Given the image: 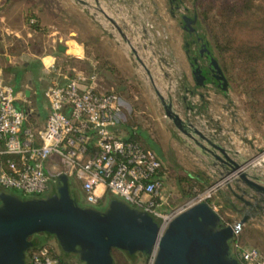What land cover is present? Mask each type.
<instances>
[{
  "label": "rangeland",
  "instance_id": "374dc122",
  "mask_svg": "<svg viewBox=\"0 0 264 264\" xmlns=\"http://www.w3.org/2000/svg\"><path fill=\"white\" fill-rule=\"evenodd\" d=\"M85 1L104 10L109 18L123 28L132 47L151 72L154 83L136 57L131 55L130 46L106 16L98 10L86 9L85 6L74 0H36L32 10L38 8V12H29L25 17L26 23L30 17L34 24L38 22L40 25L37 29L40 36L32 40H35L33 44L37 48L36 58L40 59L37 61H41L43 65L41 78L48 80L53 75L44 70V68L47 69L44 59L50 58L48 55L52 54L57 58L55 64L57 70L54 71L57 74L73 76L76 73L86 75L98 73L101 89L114 91L122 97L124 110L120 130L123 135L127 136V127L135 132H146L153 141L145 134H140L145 146L160 155V151H162V159L167 169L164 190L169 205L167 211L187 208L194 202L198 194L214 186L218 179L200 161L197 149L194 146L188 147L172 124L167 122L156 95L155 88L166 97L169 94L172 95L180 112L188 113L185 105L192 106L196 112L193 113V116L198 119L199 123L202 124L204 121L208 123V120H204L197 112L202 107L199 106L201 101H197L200 96L197 97L193 93L185 95L182 92L187 86L189 88L192 86L186 74L189 71L190 60L188 59L187 63L189 66L187 64L184 66L177 58L175 59L172 41L178 46V50L182 49L186 52V42L191 43L195 38H204L203 43L208 44L209 50L218 60L229 82L225 103L233 112L230 118L235 125L237 124V130L241 132V136H237L241 138V140L238 139V142L241 141L242 156L248 161V165H253V173L261 175L264 179V112L259 110L263 102L261 103V99H258V102H253L247 97L242 77L247 73V65L240 60L231 59L229 53L221 56L218 49V46L224 43V39L229 34L227 31L230 28V18L227 7L230 3L241 0H178L174 5L169 0H160L162 9L159 8V0H105L106 4H103L101 0L98 4L94 0ZM259 1L261 0H256L255 3L258 4ZM152 8H156L158 13H154ZM142 9L143 14L137 13ZM160 11L161 14H159ZM183 15L191 18L197 16V22L193 25L195 33L190 34L183 29ZM42 20L45 25L42 24ZM243 34L244 32H241L238 36L242 37ZM60 39L61 41H59ZM66 48L73 54L65 56ZM192 49L191 55L197 56L199 45H193ZM50 61L53 63L52 59ZM199 62L204 66L208 64L205 59H200ZM105 63L110 65H105ZM111 67L117 73L113 72ZM257 72L258 74L264 73V68L258 67ZM262 76L264 77V75ZM192 82L194 85L192 87L195 89L194 79ZM214 88L218 89L215 85H208L207 88L200 89L204 95H207ZM43 97L45 98L44 95ZM43 97H40V102H43ZM184 98L187 99V103H184ZM209 103L205 100L203 108L205 106L209 108ZM221 105L217 103V106ZM17 106L24 111H27L29 107L25 104H17ZM47 107H38V114L31 117L25 123V127L41 129L45 126L49 115ZM200 112L202 113V110ZM233 123H230L231 127L234 125ZM221 138L225 139V144L232 149L237 150L239 147V144L229 139L228 136H221ZM188 174H201L205 179L203 188L193 189L190 196H186L183 192V190L190 191L189 183L180 182V178H185ZM57 189L58 185L52 179L47 194L34 198L49 196L56 193ZM4 192L18 196L20 199L28 198L16 190H4ZM78 193V204L81 207L103 209L108 204L106 198L99 205H89L85 201L83 191L79 190ZM222 200L216 193L205 202L211 206L215 205L217 208L215 211L225 221L229 219V225L239 221L237 213ZM263 220L261 218L251 221L243 227H247L246 231H240L241 234H237L235 238L236 242L241 243L243 247L248 243L250 247L259 249L264 255V239L260 234L264 233V225L261 222ZM43 238L44 234L40 233L32 236L31 241L37 243ZM47 246L53 247L58 253L60 252L56 238L51 237ZM114 255L119 264H147V260L140 255L136 259H130L117 250ZM73 261L75 264H83L76 257Z\"/></svg>",
  "mask_w": 264,
  "mask_h": 264
},
{
  "label": "water",
  "instance_id": "95a60500",
  "mask_svg": "<svg viewBox=\"0 0 264 264\" xmlns=\"http://www.w3.org/2000/svg\"><path fill=\"white\" fill-rule=\"evenodd\" d=\"M74 1L106 16L154 83L123 28L97 6L85 0ZM169 1L172 5L178 2ZM196 22L197 16H182L183 29L190 34L195 33ZM195 44L199 50L192 56ZM185 48L195 86L215 85L227 93L229 82L201 38L186 42ZM200 59L208 64L201 65ZM155 91L167 122L188 147L197 149L199 158L218 178L217 193L239 215V221L225 225L219 213L203 202L178 215L161 234L153 217L119 199H112L103 209L81 207L71 196L69 179L61 176L57 192L46 197L20 199L0 193V264H26V253L34 247L31 237L40 233L54 236L60 250L75 254L83 264H115L114 250L130 259L155 253L153 264H242L232 255L231 242L245 225L264 217L263 177L253 173V165H248L241 153L225 144L220 128L211 130L207 122L200 124L192 106L186 107L188 113L180 112L172 95L166 97L157 88ZM183 101L187 103L186 98Z\"/></svg>",
  "mask_w": 264,
  "mask_h": 264
},
{
  "label": "built area",
  "instance_id": "2783aa9c",
  "mask_svg": "<svg viewBox=\"0 0 264 264\" xmlns=\"http://www.w3.org/2000/svg\"><path fill=\"white\" fill-rule=\"evenodd\" d=\"M45 67L57 70L55 62ZM44 96L46 125L25 127L31 110L17 106L25 97L0 77V189L16 190L30 199L46 195L51 180L59 186V178L65 176L80 187L89 205H99L107 195L120 199L158 221L161 234L178 215L217 193L215 184L187 208L166 210L164 164L155 151L123 135L124 101L118 93L101 89L98 73L67 76L65 83L50 85ZM234 253L243 264H264L256 248L236 242ZM154 259L152 253L147 264ZM30 262L60 264L48 247L33 253Z\"/></svg>",
  "mask_w": 264,
  "mask_h": 264
},
{
  "label": "crops",
  "instance_id": "0c3cea01",
  "mask_svg": "<svg viewBox=\"0 0 264 264\" xmlns=\"http://www.w3.org/2000/svg\"><path fill=\"white\" fill-rule=\"evenodd\" d=\"M34 2H36V0H0V77L17 93H22L24 95V104L29 106L28 109L31 110L32 113L31 117L38 114V107L48 106L47 101L43 97L45 90L53 83L63 84L67 81V75L57 74V72L49 69L47 70L45 68L44 70L53 75L48 80H44V78H41L43 65L41 61H37L40 59L36 58L37 54L35 53V51L37 50V48L33 44L35 40H32L33 38L37 39V37L40 36V33L37 30H34L27 26L25 20V17L29 12H38V8H36V10H32ZM101 2L103 4L107 3V1L105 0H101ZM159 6V8L162 9V3L160 2V0ZM153 10L154 13H158L156 8ZM140 12L143 14V9L142 11H138L137 13ZM159 14H161V11L159 12ZM42 24L45 25L44 20H42ZM59 41H61V39ZM173 42L174 41H172V46L175 49V59L177 58L178 61L185 66L188 63V58L185 55L186 52L182 49L178 50V46ZM66 50L69 49L66 48L65 52ZM48 57L50 58L44 59L46 65H50V59H52L56 64L57 58L54 55L50 54L48 55ZM187 65L189 66V64ZM188 70L189 71H187L186 73L187 78L194 87L190 67ZM192 86L190 88L187 86L182 90V92L185 95L186 93H193L195 96L197 95V97L198 95L200 96V98L198 97L197 101H201L199 106L202 107L200 110L198 109L197 112L202 118H204V120H208V123L212 128L211 130L220 128L222 137L228 136L229 139L233 140L234 142L236 141V143L239 144V147H237V151L242 155V148L240 146L241 141L238 142V139L241 140V138H238L237 136H241V132L237 130V124L235 125V123H233V120L230 118L233 112L225 103L226 97L228 96L227 93L214 88L210 91L208 90L209 93H207V95H204L200 88L195 87V89H193ZM194 91L196 92L194 93ZM27 92H29V96L26 95ZM41 96L43 97V102H40ZM205 100L207 102H210L209 108H206V106L203 108ZM221 102H223L222 105ZM217 103H220L221 106H217ZM185 106L188 107V105ZM201 110L202 113L200 112ZM231 122L234 124L232 125V127L230 124ZM200 161L202 160L200 159ZM104 200L105 198H103V201ZM238 218H240L239 215ZM262 219H264V217ZM261 222L264 225V220Z\"/></svg>",
  "mask_w": 264,
  "mask_h": 264
},
{
  "label": "trees",
  "instance_id": "16d2710c",
  "mask_svg": "<svg viewBox=\"0 0 264 264\" xmlns=\"http://www.w3.org/2000/svg\"><path fill=\"white\" fill-rule=\"evenodd\" d=\"M256 0H241L238 2L230 3L227 7V12H228V17L230 18V28L228 29L227 33L228 36L224 39V43H221L218 46V49L220 51V55L224 56L225 54H230L231 59L233 60H240L245 65H247V73L246 75H242L243 80H244V86L246 89V94L248 99H252L253 102H258L257 100L261 99V109L259 107V110H262L264 112V73L258 74L257 69L258 67L264 68V0L259 1L258 4L255 3ZM31 19L30 17L27 19V24H29V27L32 29L37 30L40 25L37 23L32 24L30 23ZM244 32L242 37H239L238 34ZM226 33V34H227ZM201 38V37H199ZM195 38L194 40H196ZM202 42H204V38H201ZM208 46V44H206ZM72 55L73 52L70 50H66L65 56L67 55ZM105 65H110L108 63H105ZM253 66V67H252ZM254 68H256L254 70ZM111 70L115 73L117 71L111 67ZM258 82V83H257ZM127 129V137L128 139L138 143L145 149H149L145 146V142L142 141V138L140 137V134H145L146 137H148L151 141H153L149 135H147L146 132L143 131H133L129 127ZM155 142V141H154ZM152 150V149H150ZM161 150V149H160ZM158 154V152H156ZM161 155L158 154L160 159L163 162V154L162 151H160ZM164 164V162H163ZM165 167V164H164ZM165 172L167 175V169L165 167ZM204 176L201 174L199 175H193V174H188L187 177L185 178H180L181 183H189L190 185V191L183 192L185 193L186 196L192 195V190L195 188H203V179ZM202 178V179H201ZM69 187H70V193L71 196L77 200L78 202V197H79V190L80 187H78L74 181L69 180ZM3 190L0 189V192ZM107 198V201H111L112 199H117L112 196H106L105 199ZM219 198H222L219 196ZM105 201V200H104ZM103 202V201H102ZM101 202V203H102ZM100 203V204H101ZM223 219V217H222ZM158 223V221H156ZM223 223L225 225H229L230 221L229 219L225 221L223 219ZM246 228H243L241 232L246 231ZM257 232V231H253ZM261 232V231H260ZM44 234V238L40 242H34V248L31 249L29 252L26 253V264H31L30 259L33 253L38 252L41 248L43 247H48L50 250L51 255L56 258L60 264H75L73 259L74 257L77 258L75 254H68L60 250V252H56L53 248L50 246H47L48 240L54 236L49 235L47 233H41ZM241 234V233H240ZM262 238L264 239V233H260ZM236 238L231 242V249H232V255L236 257V254L234 253V244L236 242ZM40 243V244H38ZM38 244V245H37ZM247 248H255V247H250V245L247 243L245 245ZM257 249V248H256ZM259 250V249H258ZM113 251V257L115 264H119L116 261V257L114 255ZM119 251V250H117ZM260 251V250H259ZM121 252V251H119ZM122 253V252H121ZM262 254V252L260 251ZM140 255V254H139ZM138 255H136L134 258L136 259ZM142 256V255H140ZM264 257V255L262 254ZM144 257V256H142ZM147 260V257H144Z\"/></svg>",
  "mask_w": 264,
  "mask_h": 264
},
{
  "label": "flooded vegetation",
  "instance_id": "af4514ba",
  "mask_svg": "<svg viewBox=\"0 0 264 264\" xmlns=\"http://www.w3.org/2000/svg\"><path fill=\"white\" fill-rule=\"evenodd\" d=\"M2 192H4V191H2ZM2 192H0V193H2Z\"/></svg>",
  "mask_w": 264,
  "mask_h": 264
}]
</instances>
